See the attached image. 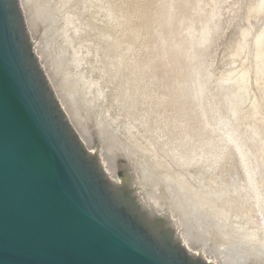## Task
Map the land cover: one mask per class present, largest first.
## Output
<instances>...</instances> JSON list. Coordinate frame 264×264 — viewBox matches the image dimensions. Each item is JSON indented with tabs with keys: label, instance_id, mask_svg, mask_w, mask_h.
I'll list each match as a JSON object with an SVG mask.
<instances>
[{
	"label": "water",
	"instance_id": "water-1",
	"mask_svg": "<svg viewBox=\"0 0 264 264\" xmlns=\"http://www.w3.org/2000/svg\"><path fill=\"white\" fill-rule=\"evenodd\" d=\"M0 264H264L164 197L82 0H0Z\"/></svg>",
	"mask_w": 264,
	"mask_h": 264
},
{
	"label": "rangeland",
	"instance_id": "rangeland-1",
	"mask_svg": "<svg viewBox=\"0 0 264 264\" xmlns=\"http://www.w3.org/2000/svg\"><path fill=\"white\" fill-rule=\"evenodd\" d=\"M82 8L163 195L263 240L264 0ZM195 78L205 84L196 95Z\"/></svg>",
	"mask_w": 264,
	"mask_h": 264
},
{
	"label": "bare ground",
	"instance_id": "bare-ground-1",
	"mask_svg": "<svg viewBox=\"0 0 264 264\" xmlns=\"http://www.w3.org/2000/svg\"><path fill=\"white\" fill-rule=\"evenodd\" d=\"M117 15H118V14H117ZM121 15H122V14H121ZM126 16H127V15H126ZM116 18H117V17H116ZM123 19H124V18H123ZM128 19H129V18H128ZM140 30H141V29H140ZM139 33H140V32H139ZM263 33H264V32H263ZM132 34H133V33H132ZM262 35L264 36V34H262ZM137 36H138V35H137ZM263 36H262V37H263ZM259 38H260V39H258V40H261V36H260ZM263 38H264V37H263ZM263 38H262V39H263ZM262 41H263V40H262ZM258 43H259V46L261 45V43L263 44V42H260V41H259ZM257 46H258V44H257ZM257 52H260V50H258ZM260 53H261V52H260ZM260 53H259V56L262 55V54H260ZM259 56H258V57H259ZM256 58H257V57H256ZM263 59H264V58H263ZM259 67H260V66H259ZM257 72H258V71H257ZM261 73H262V72H261ZM242 76H243V75H242ZM243 77H244V76H243ZM243 77H242L241 79H243ZM258 77H259V76H258ZM261 79H262V78H261ZM258 80H259V79H258ZM239 81H240V79L237 80V81H235L234 83H232V85L235 84V83H238ZM194 82L197 83V84H196V88H194L195 91L193 90V91H194L193 94L196 95V94H198V93H199V92L205 87V84H203L204 82H203V83H199V80H197V78L194 79ZM228 82H229V81H228ZM259 82H261V81H259ZM259 82H258V83H259ZM226 84H227V83H226ZM230 84H231V83H229V85H230ZM239 84H240V83H239ZM239 84H238V86H237V84H236V87H237V88L239 87ZM232 85H231V86H232ZM233 86H235V85H233ZM240 86H241V85H240ZM236 87H235V88H236ZM232 88H234V87H232ZM235 88H234V89H235ZM237 88H236V89H237ZM239 88H240V87H239ZM239 88L237 89L238 92H239V90L242 88V86H241L240 89H239ZM236 89H235V90H236ZM245 90H246V89H245ZM242 91H243V90H242ZM242 91H240V92H242ZM235 92H237V91H235ZM238 92H237V95H236V96H234V95H233V96H234V98H236V97L238 96V97H237V98H238V101H240V99L243 98V97H241L243 94L241 95V94L238 93ZM234 94H236V93H234ZM239 94H240L241 96H240ZM233 96H232V97H233ZM240 97H241V98H240ZM247 97H248V96H247ZM231 99H233V98H231ZM234 101H235V99L233 100V102H230V103H232V104H238V103H239V102L237 101V99H236V101H235L236 103H235ZM241 101H244V100L241 99ZM241 101H240V102H241ZM237 102H238V103H237ZM245 103H246V102H245ZM238 105H239V104H238ZM239 106H242V105H239ZM255 106H256V105H255ZM255 106H253V107H255ZM235 107H236V105H235ZM235 107H234V108H235ZM237 107H238V106H237ZM234 108L232 107V109H234ZM238 108H239V107H238ZM236 109H237V108H236ZM254 109H255V108H254ZM232 112H233V110H232ZM235 112H236V110H235ZM230 114H231V113H230ZM234 114L236 115V113H234ZM238 114H239V113H237V115H238ZM203 148H204V147H203ZM236 149H237V148H236ZM238 152H239V151H238ZM240 153H241V152H240ZM242 153H243V151H242ZM243 157H244V156H243ZM246 157H247V156H246ZM187 158H188V157H187ZM262 158H263V157H262ZM242 160H243V159H242ZM206 161H208V160H206ZM206 161H205V162H206ZM187 163H188V162H187ZM191 163H192V162H191ZM191 165H192V164H190V166H191ZM246 168H247V167H246ZM248 176H249V180H251V177H252L251 174H249ZM254 183H255V182H254ZM170 188H171V187H170ZM228 190H229V189H228ZM227 193H228V192H227ZM243 193H244V192H243ZM250 193H253V196H254V199H255V200H257L258 198L261 197V192H259L258 189H257L255 186L252 187V192H250ZM228 194H229V193H228ZM164 197H165V196H164ZM224 198H225V197H224ZM234 198H235V197H234ZM243 198H244V197H243ZM251 199H253V198H251ZM263 200H264V199H263ZM257 202H258V201H257ZM198 211H200V210H198ZM205 214H206V213H205ZM205 214H204V215H205ZM214 217H215V216H214ZM227 220H228V219H227ZM219 221H220V220H219ZM263 223H264V222H263ZM227 224H228V223H227ZM241 226L244 227L243 225H241ZM263 228H264V227H263ZM237 230H238V229H237ZM242 231H243V230H242ZM260 231H261V230H260ZM248 234H250V235H252V236H254V237L257 238V234H256L255 232H251V233H248ZM263 240H264V239H263Z\"/></svg>",
	"mask_w": 264,
	"mask_h": 264
}]
</instances>
